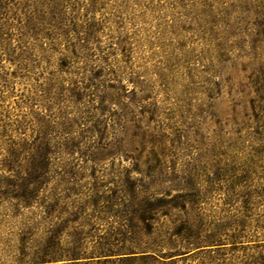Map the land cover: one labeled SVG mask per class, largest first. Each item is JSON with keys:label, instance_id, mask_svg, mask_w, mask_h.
Returning a JSON list of instances; mask_svg holds the SVG:
<instances>
[{"label": "rangeland", "instance_id": "374dc122", "mask_svg": "<svg viewBox=\"0 0 264 264\" xmlns=\"http://www.w3.org/2000/svg\"><path fill=\"white\" fill-rule=\"evenodd\" d=\"M62 1L48 25L54 41L35 42L16 30L25 20L24 0L8 14L5 34L0 35V264H18L10 256L20 247L21 236L33 232L35 224L42 228L39 224L46 216L63 225L67 240L84 238L86 255L80 264H250L251 257L262 251L257 244L264 245L254 228L245 239L251 241L237 250L230 244L195 248L168 242L176 219L200 220L206 231L212 223L250 215V204L260 200L264 139L236 134L238 127L233 125V119L240 123L250 113L254 93L248 77L264 64V51L251 48L264 30L258 18L250 15L242 24L219 22L213 27L198 19L191 9L193 0ZM221 36L230 46L228 62L220 66L219 84L213 86L209 61L214 58L207 53L208 43ZM118 66L124 73L137 72L148 85L146 93L137 92L134 98L128 76H115ZM145 94L150 99L141 107ZM100 107L123 110L113 117ZM82 116L99 119L102 125L96 130L101 131L73 126L67 134L62 126L66 118ZM78 136L79 147L54 155L48 170L28 166L24 148L18 165H9L11 151L25 143ZM90 142H97V149ZM132 183L143 191L135 200L143 205L158 206L166 194L185 195L190 190V195L198 193L193 198L200 209L164 216L159 207L158 221L150 222L151 228L136 229L151 232L150 249L128 251L131 244L124 240L117 243L124 250L120 255L98 258V247L106 241L100 237L127 230L122 228L126 221L99 208ZM35 185L38 191L30 199ZM52 196L62 199L55 202ZM125 198L127 204L133 201ZM47 206L51 213L46 215ZM74 206L81 207L76 221L60 213L59 207H70L71 214Z\"/></svg>", "mask_w": 264, "mask_h": 264}, {"label": "trees", "instance_id": "16d2710c", "mask_svg": "<svg viewBox=\"0 0 264 264\" xmlns=\"http://www.w3.org/2000/svg\"><path fill=\"white\" fill-rule=\"evenodd\" d=\"M22 1L23 0H0V35L5 34L4 31L8 25V14L12 11V9L20 6ZM24 1L25 6L23 7V16L25 20L24 22H19L18 19L19 26L16 30L20 31L19 34L22 37L30 38L35 42H43L44 40L54 41L55 35L52 33L50 28H48V25L51 24L52 20L56 19L57 10L61 8V2L63 1ZM263 4V0H239V3L237 5H233L232 2L229 5H224V3H221L220 0H193L191 9H193L195 13H197L198 19L203 21L205 25H211L215 27L219 22H224L225 24H227V26H229V23L238 25L242 24V22H245V20H247L250 15H255V17H257L259 20L258 26H262L264 29ZM58 12H61V10H59ZM215 16L218 18V20L213 19ZM213 27H210L209 30H213ZM230 35L236 36V34L233 33H230ZM222 38L223 36H221L219 40H213L208 43V47L210 48L208 49L207 53L210 54V58H214L210 59L209 61V71L211 72L210 77L214 78V81L211 82L213 86H218L219 84V82L216 81V78L219 74L220 66L222 67L226 62H228L226 53L229 51L230 46H228V44H225ZM87 42H89V40H87ZM252 44H254V46H252L251 48L254 51H264V30L260 32V35L257 39L252 40ZM86 48L87 46L82 47L84 51L86 50ZM117 68L118 73L115 76L119 79H122L123 76H128L126 80L128 81V83L132 84L134 88L131 92L134 95V98L137 92L146 93L148 85L136 76L137 72L130 71L128 73H124L120 66H118ZM248 79L254 93V96H252L249 101L250 113L245 114L244 120H242L240 123L233 119V125L238 127L234 132L236 134L245 132L246 135L250 134L264 139V64L258 65L255 71L248 77ZM91 86H93V84ZM148 99H150V97L145 94V96L141 98L140 106L143 107L142 104L148 101ZM98 110H100V112L102 113L105 111L107 113H112V116L114 117L118 116L117 114H119V112H122L123 109L119 111V109L116 108L105 109V107H100V109ZM120 115L124 116V114ZM91 119V117L84 116L80 118L75 117V119L66 118L65 122L62 123V126H64L65 130L68 131L66 132L67 134H71L70 131L73 126L80 127V129L82 128L81 126L87 128L81 129L80 131L86 130L87 132H92L93 130L95 132H100L101 130H96V128H98V125H100L99 128L101 127V121H99V119ZM80 121H86V123H81L80 125ZM87 122L92 123L90 127ZM218 125L219 131H223V126L221 125V123H219ZM232 129V127L229 128V130ZM76 138H80V136L69 138L66 137L61 141H55V139L43 137L41 138V140H35L34 142L25 143V145L19 146L21 147L20 149L11 151V160L9 162V165H18L16 159L19 157V152H21L20 150L24 148L28 151H26V156L23 157V160L27 162L28 166H31L32 169L35 170H48L54 164L52 161L54 155L62 152L63 149L73 151L75 150V148L77 149L79 147V142L82 143V141H76ZM66 143H70V147L66 146ZM97 145V142L89 143V146L93 147L94 149H97ZM40 177L41 176H38L35 182L38 183L40 181ZM37 191L38 185H35L32 189V192H29L31 193L29 194V198L34 199V197L36 196L35 193ZM119 195L121 197H119ZM59 196L62 197V195ZM59 196H52L53 200L56 202L57 200L55 199H62L59 198ZM115 196L117 197L115 198V200L107 201L108 206H102L103 204H101L99 209L106 208L108 210V213L114 212L115 214H113V216H115L120 221H126L125 224L122 225V228L124 230H127L125 233H117L116 236L110 235L108 237H100V240L102 239L106 241H101V246L98 247V256H96L98 258L111 255H120L124 250L122 248H118L117 243H123L124 240L130 242L131 244L128 251L150 249L149 245L150 241L152 240L151 232L150 234L140 233L136 231V229L139 228V225H144L151 228V225L149 223H156L158 221L155 216V211H157L159 207L161 208L160 211L164 213V216H169V213L176 210L187 213L188 210L194 208L200 209L199 202L197 201V199L193 198L195 196H198V193H193L192 195H190V190L189 193H185V195L178 194L177 196H172L171 193L166 194L168 198L160 199V205L158 206H146L143 205L144 203H142V201L136 202V199L143 197V191L141 190L140 186H135L134 183L130 184L129 189H118L117 191H115ZM125 196L133 197V201L127 204L128 201H125ZM259 197L260 200L257 204H250V207L252 208L247 210L250 215H243L242 218H237L230 222L220 221L214 224L212 223L213 228H209V230L207 229L206 231L202 230L201 226H203V224L200 220L196 221L190 218L176 219L174 223L177 222L178 224L175 226V229L171 237L169 238L168 243L174 244V242H184L186 243V245L195 248L212 246L219 247L230 244L231 250H237L236 248L238 247V245H243L244 242L251 241H247L245 239H248L250 235L249 232L251 229L253 230V228L256 237L261 238L259 241L264 242V188H262ZM23 203L30 206L29 202H27L26 200L23 201ZM55 205L56 207H58V204ZM191 205L192 207H190ZM93 206L98 207L99 203L94 202ZM114 207H116L117 210H114ZM59 208L60 213L64 212L65 215L69 216L68 218H70V216L72 218L74 217V219L70 221H76L75 218L77 214H79V210L81 211V207L78 206H74L72 208L74 212H72L71 214L69 212L70 207L66 210L64 207ZM44 209V213L46 215L51 213H48V206L44 207ZM101 212L104 211L101 210ZM251 212L253 214H251ZM253 216H255L256 219ZM47 218V216L44 218V221L42 222L43 224H39L43 225L42 228H40L38 224H35L32 228L33 232L25 233L21 236L20 247L16 249L13 256H10V261L18 264H57V262L65 261L66 264H80L79 261L83 259V256L86 255V252L84 250L85 246L83 245L84 238H82V236H78L73 240H67L68 238H65L66 236H64L63 234V225H58V221L54 222L51 219L47 220ZM57 219L60 218L57 217ZM253 222H255L254 226L252 225ZM255 235L252 234L250 237H255ZM227 241L232 242L227 243ZM256 248L262 251L251 257L252 262L250 264H264V245L257 244ZM90 254L94 255L93 252H91Z\"/></svg>", "mask_w": 264, "mask_h": 264}]
</instances>
